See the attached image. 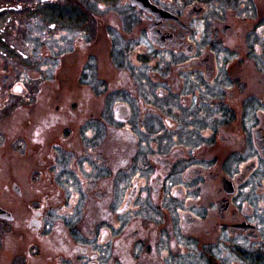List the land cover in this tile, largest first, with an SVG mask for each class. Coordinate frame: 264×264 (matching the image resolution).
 <instances>
[{"label": "flooded vegetation", "instance_id": "flooded-vegetation-1", "mask_svg": "<svg viewBox=\"0 0 264 264\" xmlns=\"http://www.w3.org/2000/svg\"><path fill=\"white\" fill-rule=\"evenodd\" d=\"M0 264H264V0H0Z\"/></svg>", "mask_w": 264, "mask_h": 264}, {"label": "rangeland", "instance_id": "rangeland-1", "mask_svg": "<svg viewBox=\"0 0 264 264\" xmlns=\"http://www.w3.org/2000/svg\"><path fill=\"white\" fill-rule=\"evenodd\" d=\"M27 33H28V38L33 39L34 37L36 38V33H37V29L36 28H29L27 29ZM34 195L29 194V197H33Z\"/></svg>", "mask_w": 264, "mask_h": 264}]
</instances>
